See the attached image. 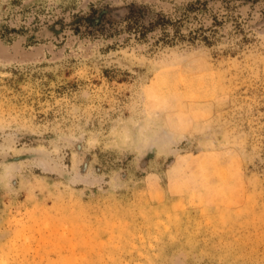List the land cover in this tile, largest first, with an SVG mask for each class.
<instances>
[{"label":"rangeland","instance_id":"374dc122","mask_svg":"<svg viewBox=\"0 0 264 264\" xmlns=\"http://www.w3.org/2000/svg\"><path fill=\"white\" fill-rule=\"evenodd\" d=\"M0 264H264V0H0Z\"/></svg>","mask_w":264,"mask_h":264},{"label":"trees","instance_id":"16d2710c","mask_svg":"<svg viewBox=\"0 0 264 264\" xmlns=\"http://www.w3.org/2000/svg\"><path fill=\"white\" fill-rule=\"evenodd\" d=\"M128 19L132 21V23H134L135 25H143V23L141 22V18L144 16V12L141 10V8H136L134 6L129 7L128 9ZM102 16H97L96 20H95V24H97V26H95V29H102V27L105 26L104 23H102ZM163 18V16H160L157 20Z\"/></svg>","mask_w":264,"mask_h":264}]
</instances>
